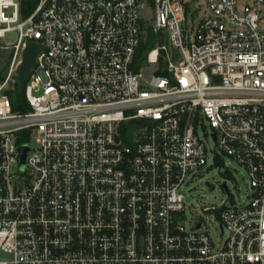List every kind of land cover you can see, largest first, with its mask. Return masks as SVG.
Instances as JSON below:
<instances>
[{
  "label": "built area",
  "instance_id": "1",
  "mask_svg": "<svg viewBox=\"0 0 264 264\" xmlns=\"http://www.w3.org/2000/svg\"><path fill=\"white\" fill-rule=\"evenodd\" d=\"M186 3L40 0L22 19L0 0V39L17 36L0 81V264H264V0H204L191 28ZM29 41L44 49L19 113L4 91ZM224 160L248 192L224 182L203 207L214 239L184 190Z\"/></svg>",
  "mask_w": 264,
  "mask_h": 264
},
{
  "label": "rangeland",
  "instance_id": "2",
  "mask_svg": "<svg viewBox=\"0 0 264 264\" xmlns=\"http://www.w3.org/2000/svg\"><path fill=\"white\" fill-rule=\"evenodd\" d=\"M187 1L188 8V23H190V28L192 25H196L203 16L204 10V0H185ZM243 2V0H240ZM153 7V5H152ZM150 5L144 6L141 10V16L144 24H152L154 21V11H152ZM17 36L15 32L7 33L6 37L0 39V73L7 70L6 76L10 72L13 66L14 51H12V45L16 41ZM19 57L17 58V60ZM163 64V58H160L157 66ZM146 66V65H145ZM144 66V67H145ZM155 67L148 65L146 67L147 72H151ZM4 78V79H5ZM3 79V80H4ZM18 79V68L14 70L12 78L8 81L5 93L9 90L14 89L15 82ZM0 80V81H3ZM208 130H210L208 128ZM209 146L213 148V142L209 141ZM226 167L232 171V177L227 176ZM224 182L229 189L230 193H233L238 201L245 199L247 195V182L248 176L244 169L240 168L235 162H229L224 160V164H215L213 166H208L204 169L200 177L190 184L189 188L184 190L186 194V201L189 204V210L193 212V215L201 217L210 224V231L213 238H216V234L219 233L217 224L214 217L209 213L203 211L204 206L220 205L225 197L228 195L226 188L224 187ZM191 213L187 212L190 218Z\"/></svg>",
  "mask_w": 264,
  "mask_h": 264
},
{
  "label": "trees",
  "instance_id": "3",
  "mask_svg": "<svg viewBox=\"0 0 264 264\" xmlns=\"http://www.w3.org/2000/svg\"><path fill=\"white\" fill-rule=\"evenodd\" d=\"M19 2L21 17L22 19H26L34 12L40 0H19ZM151 48V46L147 48L144 47V42H141L136 57L138 66H140L141 63L144 61L148 51H150ZM6 72L7 70L2 71V73H0V80H3L5 78ZM6 94L8 95L11 101L12 109L14 112L27 113L31 110V106L28 100L26 99L25 86L21 87L18 83V79L15 82L14 89L7 91ZM28 133V131L22 132L23 136L21 139H19V143H23L28 140Z\"/></svg>",
  "mask_w": 264,
  "mask_h": 264
},
{
  "label": "water",
  "instance_id": "4",
  "mask_svg": "<svg viewBox=\"0 0 264 264\" xmlns=\"http://www.w3.org/2000/svg\"><path fill=\"white\" fill-rule=\"evenodd\" d=\"M146 32V38L144 40V47H150L155 39V32L151 24H145L143 26ZM44 49V46L40 43L29 41L26 43L22 53L21 63L18 68V83L21 87H24L31 70L36 66V58L38 54ZM29 150L28 145H22L18 148L20 168L25 166V159ZM225 186V183L223 184Z\"/></svg>",
  "mask_w": 264,
  "mask_h": 264
}]
</instances>
